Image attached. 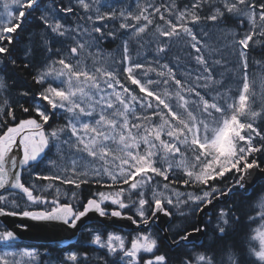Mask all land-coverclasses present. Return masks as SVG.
I'll return each mask as SVG.
<instances>
[{
    "label": "snow or ice",
    "instance_id": "1",
    "mask_svg": "<svg viewBox=\"0 0 264 264\" xmlns=\"http://www.w3.org/2000/svg\"><path fill=\"white\" fill-rule=\"evenodd\" d=\"M0 9V217L82 228L86 242L57 264H172L161 240L185 249L177 264H264V195L245 213L243 249L200 240L208 225L212 243L234 230L233 207L214 224L153 231L264 174V60L250 71L249 56L264 48V0H0ZM30 19L37 30L21 47ZM118 35L117 54L106 53ZM17 70L37 91L13 100ZM90 214L127 219L135 234L90 227ZM17 239L0 228V264H41Z\"/></svg>",
    "mask_w": 264,
    "mask_h": 264
},
{
    "label": "trees",
    "instance_id": "2",
    "mask_svg": "<svg viewBox=\"0 0 264 264\" xmlns=\"http://www.w3.org/2000/svg\"><path fill=\"white\" fill-rule=\"evenodd\" d=\"M228 26L235 27V23L233 21H229ZM36 30L37 28H36L35 21L30 19L28 23L24 25V31L21 32L20 34L21 35V41H20L21 47L28 42L30 33ZM213 37H215L214 34H213ZM105 43L110 48H116L117 50L121 44V39L119 37L117 39H107ZM116 54H117V51H116ZM175 54L177 55L180 54L177 49H173L172 53L169 56L170 57L169 59L174 61L173 59H174ZM249 56H250V71H255V65L253 62L256 60H264V48L256 46L249 53ZM8 83L11 86V91L9 95L12 97L13 100L16 99L18 92L22 90L26 91L28 89H31L33 93L37 91L36 86L32 84L31 76L28 75V72L26 70H17L14 74H12L11 79L8 80ZM17 115L18 116L21 115L19 111H17ZM228 184H229V181L226 180L224 184L221 185V187H225ZM87 194H88L87 191H85L84 195L86 196ZM261 194H264V179L254 184L250 188V190L247 192L243 190H236L232 192L226 202L215 207L211 213H206L205 222H207L208 219L211 218L214 224L216 214L221 208L233 207L236 210L237 215L241 216V223L236 225L234 230H230L223 240H216L214 243H212L209 239H207L206 241H204L205 247L211 246L217 252H219L221 248L228 246V245H234L237 249H243L244 243H245V236L247 233V223H246L247 218L245 216V213L247 212L249 206L253 204ZM194 223H197L196 214L188 215V213H186L185 216H180L179 214H175L173 216V220L170 223L169 228H174L176 225H184L187 227H191ZM3 227L4 226L0 223V228H3ZM92 227L98 228L101 231H103V229L104 231H106L105 229L109 228L110 226L105 225L101 222H95L92 224ZM212 227L213 225H208V234H209L208 237L212 235ZM155 228L157 232L160 234L161 231L157 228L156 225H155ZM119 231L124 234L126 233L131 234V231H127V230H119ZM171 234L172 233L170 232V235ZM87 239H88L87 233L84 230H82L76 242H74L73 244L69 246L64 247L58 244H49L47 246H43V245L41 246L47 247L50 249L51 251L50 254L52 255V258L54 259L53 261L54 263H57L58 260L61 258L63 250H67L69 247H77L81 244H84ZM16 244L18 245L20 243H16ZM86 250L89 252L90 255H93V256L103 255V251L96 250L95 246L88 247L86 248ZM160 250L162 252L168 253L169 257L172 260V264H177L178 258L182 256L185 252L184 248L170 249L164 240H161L160 242ZM43 257H45V255H43Z\"/></svg>",
    "mask_w": 264,
    "mask_h": 264
},
{
    "label": "water",
    "instance_id": "3",
    "mask_svg": "<svg viewBox=\"0 0 264 264\" xmlns=\"http://www.w3.org/2000/svg\"><path fill=\"white\" fill-rule=\"evenodd\" d=\"M261 179H264V174L260 172H257L252 177H250L247 183V191L250 190V188ZM228 197L229 196L221 197L218 201H215L213 205H209L208 207H206L203 212H198L197 223L201 221L204 222L205 213L210 212L212 208L216 206L217 204L226 201ZM90 216H91V219L86 221L87 224L95 220H98V221L112 225L119 229L134 230L137 228L136 225H133L127 219L100 218L96 214H90ZM170 221L168 218L161 217L159 225L157 226L160 229L161 227L167 228ZM0 222L6 225L7 227L13 228L16 230V232L18 233L17 241L27 240V241H32L35 243H42V244H47L50 242H57L63 245H68L76 241L79 231H80V230L76 231L74 235L72 230H65L62 226H60L56 222H50V223L49 222H34L28 219H20L17 217H0ZM21 224H27L29 225V228L27 230H23L18 227V225H21ZM140 227H143V226L141 225ZM162 235H164L163 232H162ZM168 235L170 236L169 233ZM205 236L206 235H202L200 237V240L204 241Z\"/></svg>",
    "mask_w": 264,
    "mask_h": 264
},
{
    "label": "rangeland",
    "instance_id": "4",
    "mask_svg": "<svg viewBox=\"0 0 264 264\" xmlns=\"http://www.w3.org/2000/svg\"><path fill=\"white\" fill-rule=\"evenodd\" d=\"M109 2H111V3H113L114 5H117V6H125V7H127V6H132V5H134V0H109ZM0 11H2V9H0ZM120 35H122V33L120 34ZM214 35H215V33H214ZM119 37V36H118ZM213 38H215V37H213ZM109 39H112V38H109ZM106 41H104V43L101 45L102 46V48L104 49V51L106 52V53H108V52H110V53H113V54H116V51L118 52V49L116 50V48H110L106 43H105ZM144 50H141V52H143ZM177 54H175V56H176ZM175 56H174V59H175ZM170 58V57H169ZM173 59V60H174ZM171 60V59H170ZM174 62V61H173ZM59 122H61L60 120H59V117L57 116V117H54L53 118V120H52V124H53V126H55V124L56 123H59ZM42 168H43V165L41 166ZM181 190H183V189H181ZM189 190H191V189H189ZM261 195H264V194H261ZM173 211L175 212V209H173ZM184 211H185V213H188V209H184ZM91 227V226H90ZM153 231L154 232H156V233H158L157 232V230H156V228H155V226L153 225ZM108 232H116V233H119V234H122V235H125V236H130V234H124V233H122V232H120V231H114V230H110V231H108ZM131 234H135V231L134 232H131ZM207 239H209V237L207 238ZM20 249H23V248H25V247H31V246H25V245H17ZM190 247V246H189ZM32 248V247H31ZM39 251H40V249H38ZM3 251V248L2 247H0V252H2ZM41 253V252H40ZM98 254V253H97ZM49 255V254H48ZM54 259L52 258V255L50 254L49 256H46V257H43L42 256V254L40 255V262H41V264H57V263H54V261H53Z\"/></svg>",
    "mask_w": 264,
    "mask_h": 264
},
{
    "label": "bare ground",
    "instance_id": "5",
    "mask_svg": "<svg viewBox=\"0 0 264 264\" xmlns=\"http://www.w3.org/2000/svg\"><path fill=\"white\" fill-rule=\"evenodd\" d=\"M103 224L107 225L106 223H103ZM105 230H106V231H104V229H103L104 232H108V231L112 230V228L109 227V228H107V229H105Z\"/></svg>",
    "mask_w": 264,
    "mask_h": 264
},
{
    "label": "flooded vegetation",
    "instance_id": "6",
    "mask_svg": "<svg viewBox=\"0 0 264 264\" xmlns=\"http://www.w3.org/2000/svg\"><path fill=\"white\" fill-rule=\"evenodd\" d=\"M50 123H52V121H50ZM25 242H27V241H25Z\"/></svg>",
    "mask_w": 264,
    "mask_h": 264
}]
</instances>
